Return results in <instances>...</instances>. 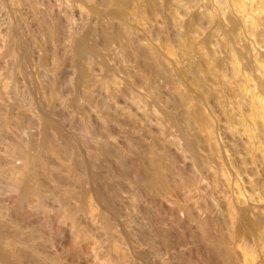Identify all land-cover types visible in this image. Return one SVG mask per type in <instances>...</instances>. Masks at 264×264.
<instances>
[{"label":"bare ground","instance_id":"obj_1","mask_svg":"<svg viewBox=\"0 0 264 264\" xmlns=\"http://www.w3.org/2000/svg\"><path fill=\"white\" fill-rule=\"evenodd\" d=\"M57 1H59V0H57ZM185 1L186 2L183 3L184 0H85V3H87L89 6L90 14L92 16H94V18L97 19L100 23V32L99 33H100V38H101L102 45H103L102 47H104L105 50L110 51V52L111 51L112 52L113 51L118 52V51L124 50L123 53L127 52L128 56L132 58L131 59L132 63L137 61L138 63H136V62L135 63L140 64V65L136 66L137 71H136V69L135 70L133 69L134 70L133 74L135 75V72L137 74V72L140 71V70H138V67L139 66L141 67L142 72L141 71H140L141 73L138 72L140 77H137L139 82H140L139 84L138 83L136 84V82H138V80H136V81L134 80V79H136V77L134 79L130 78V77H133L132 73L127 71L129 73V75H131V76H128L129 78L127 77V79H128L127 88L129 87V90L126 88V90H128V92H129V93L127 92V94H129L127 98H129L128 100H129L130 106L132 107V105H131L132 103H133V105L135 104L138 107L137 108L136 106H134V107H136L135 110L137 111V109H138V111H140L142 113V116H146V117H142L143 119L147 118V115L148 114L150 115V113H152V112H151V109H149L147 107L148 103L146 102L147 99H145L147 97V94L145 93V96H146L145 97L143 94H141V90L145 88L144 91L147 89V92L149 93V90L151 89L152 94H148V96L152 95V97L151 98L149 97V98L152 100L154 99V101H153L154 103L155 102L159 103L158 106L161 105V107L167 111V112H165V113H167L166 114L167 117L166 116L165 117L167 118V120H169L168 122L173 124L174 127H176L177 130L180 132V137L179 136L177 137V135H175L173 133V134H171V135H173L172 138L167 140L166 139L167 133L165 132V131H167V129L164 128L165 126H164L163 121H162L164 118L162 120L160 118L157 119V117L154 118V116H152L153 115L152 114L150 116H152V118H154V120L156 119L155 122L157 124V128H159V130H160L159 135L163 134V141H159V142L160 143L163 142L165 145V143L167 141L168 145H171V146L173 145L175 147L174 149L179 150L180 156L183 155L182 152H184V151H185V153L187 151L188 153L192 154L190 156H192V157L194 156L193 160H195L196 162L192 161L193 163L191 164V166L193 167V164L196 163V165L199 167V169L202 170V172L204 173L205 176H203V174H201V175L203 177H206L205 180H209V181H207L209 184L207 183L208 185H206L202 176L200 177V175L197 174V176L199 175V177H197V176H195L196 173H194V175H193V171H195V168H196L195 166H194L195 168L193 169V171L191 170L192 176L189 174V176H188L189 178L184 176L185 174H186V176L188 175L187 171L185 169H184L186 171L185 174L183 173L182 170H181L182 171L181 173L177 172V171H179L180 167L179 168L177 167V165L175 164L176 161H175L174 165H175V167L178 168V170H177V168H175V169L172 168L173 166H171L170 162H167L168 164L166 163V161H165L167 159L166 154L169 155V152H166L168 148L166 149L162 143L163 147H159L161 149H159L160 151L158 150V152H156V151H154V149L148 147L149 149H151L153 151L149 150L151 155L149 157L150 159L148 160V163L150 162L149 163L150 165L145 167L146 169H141V170H143L142 175L140 174L141 177L143 176V178H140V179H142L141 180L142 186L146 187L147 190H149V189L155 190V191H153V193L156 192L158 194L157 191H159V193L161 192V193L165 194L164 195L165 197H166V195L171 196V195L178 193V192H181V193L184 192V193H186L185 195L189 198H192L189 196V195H191L190 193H192L194 191H200L199 188H201V186L204 185V183H205L204 186L207 188H208V186H210V187L212 186L210 188L211 191L208 189L210 191L208 193L211 194V192H212V193H214L213 194L214 197L216 196L217 199L219 198L218 200L217 199L216 200L218 202L221 201L220 203H222V205L225 206V210H226L225 213H227L228 217H230V220L232 221V225H233V221H235V220L238 221V225H241L243 228H245V230H247L249 232V235L251 232L252 236L254 235L255 238L258 237L257 241H259V239H261V238H262L261 239V241H262L264 239V52H257L256 50L259 48L258 51H261V48L262 47L264 48V46L259 47L260 46L259 44L257 46H253V45L256 44V38L260 37V34L257 35V37H256V33H255L256 30H259L256 32L262 33L261 37L264 36V0H232V4H230L231 0H215V1L213 0L216 7H217V10H216L217 12H212V10H209V7L206 8L208 5L205 7L206 8L205 10L204 9L200 10L198 8V5H199V2L201 3L203 0H185ZM206 1L210 2V0H206ZM206 1L204 4H207ZM17 2L18 3L23 2V3H20L22 5V7L24 4V7L26 6L27 9L30 8L29 10L30 11L32 10L34 12L33 13L34 15H38L37 22L41 26L40 29H42L43 27L49 28V22L51 20L48 21V14L49 13H47V11L50 9L48 7L46 8V6H47L46 3L48 2L47 0H11V1L8 0V3H11V5H13V3H14V6L18 4ZM6 4L7 3L5 2V0H0V8H1V6H2V8H4V7H7L9 5V4L8 5H6ZM202 6L204 8V5H202ZM213 8H215V7H213ZM180 11L184 12V14L181 15ZM213 11H214V9H213ZM8 12H10V10ZM6 15H7V13H6ZM51 16H52V14H51ZM22 19H24V18H22ZM69 21H70V19L67 20V22H69ZM96 23H98V22H96ZM51 24H52V21H51ZM54 24H55V22H54ZM55 25H57V24H55ZM60 25L56 26L57 27L56 29H58L56 32L53 31L54 37L58 36L59 34L61 35L60 32L64 30V29L61 30L63 26L60 27ZM243 28L246 29L245 30L246 35L248 34L247 31L248 32L254 31V33H255V35L253 36L255 38L251 37V39H254L255 41L253 42L250 39L251 42L254 43V44L252 43L253 45L250 44V48L253 46L254 49L252 50V48H251V50L253 52L256 51L255 53H250L252 51H250V48L247 45H246L247 48H245L239 43L240 40L242 39L240 37V34H242V35L245 34ZM3 29H4V27H3ZM44 29L46 30V28H44ZM96 30L98 31L99 29H96ZM2 31L3 30H1L0 33H2ZM47 31H49V30H47ZM219 31H222L221 34L222 33L223 34L221 35ZM238 31L239 32L241 31L242 33H239ZM6 32H8V31H6ZM10 32H9V35H10ZM91 33L92 32H89L86 35L77 37L75 39V43H74V48H78V50L84 55L83 58L75 56L77 61H79V63L81 62L80 64L85 63L87 65L86 69L83 71L82 75L78 79L79 80L78 82L80 83L81 86H84V88L87 87V85H89L88 84L90 81L89 80V78H90L89 72L91 71V70L89 71V69H91L92 68L91 66H93V63H94L93 59L95 60L96 59L95 57H97L100 54V51H99L100 47L98 45L89 43ZM3 34H4V32H3ZM11 34H12L13 39L19 38L21 36V33L18 30H12ZM251 34H253V33H251ZM248 35H247V37L249 39V37L252 35H250V36H248ZM244 36L245 35H243V38H244ZM12 37H11V40H12ZM68 37L72 38L73 34L68 33ZM262 39H263V41H262V43H263L264 37ZM0 40H1V37H0ZM15 41H17V39ZM242 41L243 40H241V43L243 44L244 41L243 42ZM12 43H13V41H12ZM17 43H19V42H17ZM15 44H16V42H15ZM237 44L239 47H240V45L242 47L240 49L238 47V49H237L236 48ZM245 44H243V45H245ZM247 44H248V42H247ZM14 45L10 48L8 47V50L6 49L5 54L3 53L5 55V57H7V59H6L7 64H8V61L10 59H11L10 62L12 63L13 62L12 59H14L17 55V50H16L17 48L14 49ZM255 47L257 48L256 50H255ZM243 48H244V50L246 49V51L249 49V51L248 52L243 51ZM263 48H262V50H264ZM14 50H16V51H14ZM15 53H16V55H15ZM54 53H56V52H54ZM120 53H122V52H120ZM19 54H21V53H19ZM112 54H114V53H112ZM122 56H123V54H122ZM247 56H248V58L250 57V59H248L249 62L246 59V62H248V63H246L245 61H242V63L245 62L244 64H242L241 59L244 60ZM0 57L2 58L4 56H2V54H0ZM72 57H73V55H72ZM125 57H127V56H125ZM241 57H243V58H241ZM108 58H111V57L109 56ZM14 60H16V61H14L15 63H12V65L16 64V65L20 66L22 69L25 68L27 65L26 61L22 60L20 57H19V59L15 58ZM133 60H135V61H133ZM57 61H58V59H57ZM123 61H125V60H123ZM119 62H121V61H119ZM1 63H2V65H4L3 63H5V62H3V60H2ZM11 63H9V64L11 65ZM130 63L131 62H129V65H130ZM7 64H5V65H7ZM18 66L16 68H19ZM102 67H103V64H102ZM125 67H126V65H125ZM133 67H135V65ZM116 68H117V66H116ZM3 69H4V67H2L1 70H3ZM115 69L113 70L114 72L116 70L118 71V69H116V70ZM121 69H123V68H121ZM121 69L119 68V70H121ZM3 72H4V70H3ZM124 72H126V71H124ZM9 74H10V71H9ZM115 74H117V73H115ZM2 75H1V78H2ZM112 75H113V73H112ZM7 76H6V80L8 79ZM137 76H138V74H137ZM9 77L12 79V77L10 75H9ZM107 77H109V76H107ZM1 78H0V80H2ZM117 79H120V78H117ZM124 79H126V78H124ZM116 80L113 78L112 81L114 82V84H116ZM110 81H111V79H110ZM117 81L119 83V80H117ZM11 83H13L14 86L16 85L13 81ZM11 83H10V85H11ZM124 83H126V81ZM77 85L79 86V84H77ZM18 87H19L18 85H17V87L16 86L14 87L15 93H17V90L19 89ZM136 87L137 88L139 87L140 93H138L139 91L136 89ZM106 88L107 87H105V89ZM148 88H149V90H148ZM134 89H136V91ZM5 90L3 88V91H5ZM18 92L20 93V91H18ZM21 93H22V91H21ZM142 93H144V92L142 91ZM5 94H6V92H5ZM5 94L2 93V94H0V96L3 95V97H5L4 96ZM7 95L8 94H6V96ZM20 96H18V98ZM3 97H0V98L3 99ZM25 97H26V95L24 96V98ZM143 98H144V100H143ZM8 99H10V98H8ZM19 99L21 100V97ZM26 100H28V98ZM54 100H55V97H54ZM3 101H5V100H3ZM3 101L2 100L0 101V264H63L62 261H64V260L63 259L61 260V258H62L61 256H60L61 258L59 257L60 258V261H59V258H58L59 252L58 253L55 251L53 252V250H54L53 249L51 252H53V254L57 253V255H55V256L52 253H51L52 256L50 255V253H48L53 248V243L55 242L54 241L55 239L51 242V240H50L51 238H49V235H50L49 229L52 228L50 225H51V223H53V225H55L54 222H50V221H52L55 218L56 219L58 218L57 220L59 222H57V224H56V226H58V229H60L61 226H63V225L68 226L69 230L67 227H65L66 229H63L64 228L63 227L62 230H64L65 233H66V230H68V232L70 231L69 235L70 234L72 235V237H73L72 241L74 242V245H75V248H73L74 250L73 249H71V250H73V252L79 251L78 250V243L80 242L81 238L82 237H86V238L89 237V239L85 238L89 242L90 236H87L89 231L87 230L88 231L87 232L86 229L84 228V226H82L84 224H82V225L80 224V222H83V221L78 220V217H79L78 213L80 212V210L82 211V208H83V211L87 210L88 208L89 209L91 208L90 210L92 212H90L89 214H91L93 216L95 214L94 213L95 211H93L94 209L92 208L93 203L90 205V203L92 202L91 201L88 204V201L86 199L88 196L85 198L82 197L83 199H81V200L83 202L81 200H78L79 198L77 200H75L76 199V197H75L76 192L73 190L74 191V194H73L72 189L68 188V184H66V182L63 181L64 178L62 176H60V175H62V173L64 171L61 170L63 172L59 173V171H58V170H60L59 166L58 167L56 166L58 168L57 169L56 167H54L55 165L53 166L50 164V163H52V161L50 160L51 161L50 162L49 158H50V156L54 155L52 153H57L56 151H58V153H59V150H57L56 148L54 149V147H55L54 142L55 141L52 143L53 138L49 137L50 136L49 132H51V131L48 132L49 128H51L50 127V124H51L50 118L46 115L45 116L43 115L42 121H44L45 126H43L44 129L42 130L43 139L41 138V140L38 142L39 144L37 143V140H36V142H32L34 140L29 141L30 139L27 137L22 138L21 133H20V136L22 139H20L19 138L20 136L19 137L16 136L17 131L13 132V130H12L13 126H11V123H12L10 120L11 117L9 116L10 113L8 112V109H7V108H9V106L5 107V105L3 104L5 102H3ZM131 101H132V103H131ZM144 102L147 104H144ZM104 105H106V103ZM109 105H106V106H109ZM21 106H23V105H21ZM114 109H115V107H114ZM116 113H118V112H116ZM133 113H134L133 111L132 112L130 111L129 118L132 115L135 118V116H134L135 113L134 114ZM158 113H160V112H158ZM130 114H131V116H130ZM125 116H127V115H125ZM133 117H131V118L133 119ZM12 118H13V116H12ZM20 118H22V117H20ZM131 118L129 119V121L131 120L130 123H132V122L134 123L135 121L132 120ZM152 118H149V119H152ZM18 122H19V120H18ZM29 122H30V120H29ZM126 122H128V121H126ZM30 123L32 124L33 122L31 121ZM42 124H43V122H42ZM16 125H17V123H16ZM118 125H119V123H118ZM51 126L53 127V125H51ZM139 127H140V125H139ZM21 131H24V130L20 129V132ZM58 131H59V129H58ZM60 131H61V129H60ZM26 132L28 135L29 132L28 131H26ZM86 133H87V131H86ZM52 134L53 133H51V135ZM153 134H154V132H153ZM219 134H222L223 136H221V137L222 138L224 137V138L223 139L220 138ZM64 135H65V133H64ZM86 135H88V134H86ZM174 135L176 136V138ZM13 136H14V138H13ZM24 136H25V133H24L23 137ZM218 136L220 139H218ZM15 137H18L19 140L15 139ZM126 137H128V136H126ZM84 138H86V137H84ZM84 138H83V140L87 141V138L86 139H84ZM164 138L166 139V141H164ZM177 138H180V139H177ZM88 139H90V138L88 137ZM129 139H130V137H129ZM221 139L223 141L226 140V148L227 149L224 147H223V149H226L227 153L229 152L228 154H226L227 157L224 156V150L222 149V146H220V145H223L222 141L219 144ZM87 142L92 143L91 141H87ZM131 142H129V144H128L129 147L127 146L129 148L128 150H133V147H135V146L132 147L133 144ZM140 144H139V146H140ZM142 145H143V142H142ZM152 146L153 145H151V147ZM171 146H169V147H171ZM224 146H225V143H224ZM87 148H88V146H87ZM135 148H134V151H136ZM164 148L166 149V151ZM140 150H142V149L140 148ZM50 154H52V155H50ZM186 155L184 154V156H186ZM56 156H57V154H56ZM147 156H149V155H147ZM182 158H184V157H182ZM17 159L19 160V162H16V161H18ZM94 159L96 161V158H94ZM138 159H139V157H138ZM186 159H188V157ZM142 163H144V162H141V164ZM64 164H65V162H64ZM169 164H170V166H169ZM228 165H233L236 168L237 172L240 173V175L243 176V178L245 179L246 185L249 187L250 192H251L247 197L245 196V195H247V193L246 194L243 193L244 196H242L243 194L238 196V193H237V195L235 194L237 197H234L233 195H231L233 197H230L229 195L231 193H229V195H228V191L230 190L229 189L230 180H231V184L233 181L231 179L230 175H229L230 180L228 179L229 177L226 176L227 173L225 172L226 171L225 166H228ZM135 167H137V166H135ZM192 167H191V169H192ZM235 168H234V170H235ZM61 169H64V168H61ZM68 170H70V169H68ZM175 170H177V171H175ZM196 170H197V168H196ZM75 171H76V169H75ZM199 172L201 173V171L198 170V173ZM230 172H229V174H230ZM68 175L70 176V174H68ZM128 175H129V173H128ZM132 176H133V174H132ZM193 176H195V177H193ZM60 177H62V178H60ZM70 177H71V179L70 178L69 179L72 181L74 179L76 181L77 179L80 178V176L77 172H74L73 175H71ZM138 177H139V175H138ZM125 178H127V177H125ZM81 184H83V183H81ZM236 184H237V181H236ZM237 185H235V188L239 189V186H237ZM131 186H132V184H131ZM232 186H234V185H232ZM232 186H230V187H232ZM240 188L241 189H239V192L242 190V186ZM233 189L230 190V191H232V193H233ZM152 190H149V191H152ZM201 192H202V190H201ZM86 193H88V192H86ZM160 194H158L157 196H159ZM77 195H78V193H77ZM88 195H89V193H88ZM209 195L207 196L208 198H209ZM82 196H86V195L85 194L83 195V193H82ZM178 196H179V194H178ZM171 198H172V196H171ZM174 198H177V197H174ZM72 199H73L74 203H75V201H76V203L78 201L82 202L83 204L79 203V205L82 204V208L79 206L77 207L78 203L75 204L76 207H74L75 205L73 203L74 206L72 207L70 205V202ZM185 199H187V198H185ZM90 200H91V198H90ZM153 200H155V199H153ZM165 200H167V197L165 198ZM48 201H49L50 205H51L50 202L52 201V203H53L52 204L53 206L51 205L52 207L48 206ZM188 201H189V199H188ZM168 202H170V201L168 200ZM186 202L187 201H185V203ZM177 203L179 204V201ZM184 204L182 202V205H184ZM85 205H89L88 208ZM95 205H93V207ZM173 206H175V205H173ZM181 206L177 207V209L180 208ZM238 206L243 207L242 210L240 209L241 212L238 209ZM183 207H185V206H183ZM202 208H204V207H202ZM187 209H188V207H187ZM218 209H219V207H218ZM180 210H181V208H180ZM182 210H183V208H182ZM238 210H239V212H238ZM83 211L81 213H83ZM208 211H209V209H208ZM86 212L87 211H85V213ZM85 213H83V214H85ZM89 214L87 213V214H85V216L87 218L88 217L90 218L91 215L88 216ZM80 215H82V214H80ZM82 217H84V216L82 215ZM82 217L79 219H82ZM87 218L85 219V221L87 220ZM93 219L94 218L92 217V220ZM217 219H218V217H217ZM226 219L227 218H225L224 220H226ZM219 220H221V219H219ZM227 220H228L227 221V223H228L229 219H227ZM53 221H55V220H53ZM58 223L63 224V225L60 226ZM90 223H91V221H90ZM212 225H213V223H212ZM228 225H229V223H228ZM230 225H231V223H230ZM49 226H50V228H49ZM232 227H234V226H232ZM58 229H56V230L54 229L55 231L52 229V231L53 232L59 231ZM238 229H239V227H238ZM243 231H244V229H243ZM237 232L235 234H237ZM242 233L243 232L241 231V234ZM51 234H53V233H51ZM57 234L58 233H54V235H56V236H57ZM63 234L61 233V236ZM66 234L65 235L68 236V233H66ZM241 234L239 233V235H241ZM244 234H245V232H244ZM249 235H248V237H250ZM53 238H54V236H53ZM241 238H242V236H241ZM68 239H70V236ZM86 240H85V242H84V239L82 241L84 243H86L87 242ZM50 242L52 244H50ZM73 242H72V244H73ZM88 242H87V244H88ZM259 243H260V241H259ZM263 243H264V240L261 243V245ZM216 244H218V243H216ZM50 245H52V248L49 247ZM79 245L82 246L83 244L79 243ZM218 246H220V245L218 244ZM48 247L51 249H49ZM64 247H66L69 250L68 245L64 246ZM262 247H263V245H262ZM47 249H49V250H47ZM81 249H83V247H81ZM68 250H67V253H68ZM263 250L264 249H262V251ZM64 251H65V249H64ZM83 251L81 250L82 254L84 253ZM258 251H260V250L258 249ZM258 251H257V253H258ZM73 252L71 251V253H73ZM187 252H188V250H187ZM74 253L78 254V253H80V251L74 252ZM81 253L78 255L83 256V255H81ZM249 253H250V251L248 252V254ZM255 253H254V255H255ZM65 254H63V255H65ZM77 254H76V256L79 257ZM261 254H262V252H261ZM72 255H74V254H72ZM224 255H226V254H224ZM56 256L58 259L56 258ZM70 256H71V254H70ZM76 256L74 255L73 259H75ZM88 258H90V257H88ZM231 258H233V256ZM234 258H236V257L234 256ZM259 258L260 257H258V259ZM80 259H81V257H80ZM114 259H115V257H114ZM69 260H70V258H69ZM78 260H77V262H78ZM116 260H117V258H116ZM245 260H246V258H245ZM256 260H257V258H256ZM81 261H83V260L82 259L79 260L80 263H81ZM87 261H88V259H87ZM260 261H261V259H260ZM262 261H264V260H262ZM73 262H74V260H73ZM64 264H68V262L64 261ZM69 264H71V263H69ZM72 264H79V263L75 262ZM96 264H98V263H96Z\"/></svg>","mask_w":264,"mask_h":264},{"label":"rangeland","instance_id":"obj_2","mask_svg":"<svg viewBox=\"0 0 264 264\" xmlns=\"http://www.w3.org/2000/svg\"><path fill=\"white\" fill-rule=\"evenodd\" d=\"M47 1L48 2L46 3V5H47L46 8L48 7L50 9V10L47 9L49 11V12L47 11V13H49L48 14V21H50V20L52 21V24H51V21L49 22V28L50 29L48 27H43V26H42L43 28L40 29L41 26L37 22L38 15H34L33 14L34 12L32 10L30 11L29 10L30 8L27 9L26 6L24 7V4H23V7H24L23 8L22 5L20 4L23 2H19V3L17 2L18 4L14 6V3H13V5H11V3H8V0H5V2L7 3L6 5H8V4L9 5L7 7H4V8H2V6H1V8H0V16H1L0 17V32H1V30H3L2 33H0V37H1L0 54H2V56L5 57L4 54L6 53L5 52L6 49L8 50V47L9 48L12 47L16 42V44L14 45V49L17 48L16 49L17 55L15 53V55H16L15 58L19 59V57H20L22 60H25L27 63L26 67L22 69L20 66H18L16 64L12 65V63H15L14 61H16L17 59L16 60H14L15 58L12 59L13 60L12 63L10 62L11 61V59H10L8 61V64L11 63V65L10 64L8 65L7 60H6L7 57H5V58L0 57V61L2 62V60H3V62H5V63H3L4 65H2V63L0 62L1 63L0 64V71H1L0 74L1 75L5 74L4 76L2 75V78L0 75V78L3 80V81L0 80V94H2V93L5 94V92H6V94H8L7 96L5 94L4 95L5 97H3V95L0 96V97H3V99L2 98H0V99L2 101L5 100V101H3V102H5V103H3L5 105V107L9 106V108H7V109H8V112L10 113L9 116L11 117V119H10L12 122L11 126H13L12 130H13V132L17 131V134L16 133L15 134L18 137L20 136V133H21L22 138L27 137L30 139V140L28 139L29 141L34 140L32 142H36V140H37V143H38L41 140V138L43 139L42 130L44 129L43 126H45L44 121H42L43 115L44 116L46 115L50 118V120H51L50 127L51 128H49L48 132L49 131H51V132H49L50 133L49 137L53 138V140L51 139L52 143L55 141L54 142V146H55L54 149L56 148L57 150H59V153H58V151H56L57 153H52L54 155L50 154V155H52L49 158V161L50 160L52 161V163H50V164L53 166L55 165L54 167L59 166V169H60V170H58L59 173L60 172L62 173L64 171L62 173V175H60V176H62L64 178L63 181H65L66 184H68V188H70V189H72V191L74 190L76 192V194H75L76 196L74 195L76 197L75 200H77L78 198H79L78 200H81V199H83L82 197L85 198L88 196L89 198L88 197L86 198L88 201V204L91 201L92 202L90 203V205L92 203H93V205L96 204L94 207L92 205V208L94 209L93 211H95L94 212L95 214L92 216L91 214H89L90 212H92L90 210L91 208L90 209L88 208L89 205H85L88 209L85 207L87 210L83 211V208H82V204H83L82 202L83 201L82 200H81L82 202L78 201L77 202L78 204H77L76 201L74 203V201H73L74 198H73L70 202V205L72 207L75 204H77V207L79 206L82 208L83 213H85V211H87L85 214L88 213L89 214L88 216L91 215L90 218L89 217L87 218L85 216V214L81 213L82 211L80 210V212L78 213L79 217L77 216L78 220L83 221V222L79 221L80 224L81 225L84 224L82 226H84L86 231L87 230L89 231V232L87 231L88 232L87 236H90V240H89L90 243L88 242V240H86V239H89V237H87V238L82 237L84 239V242L86 240L88 242V244H87V242L84 243L82 241L83 240L82 238H81V240L79 239L80 240L79 243L80 244L82 243L83 245L81 246L78 243V250L80 251V253H81V250L82 251L84 250L83 251L84 253L83 254L81 253V255H83V256H79L78 254H80V253H78V254L76 253L79 256V257H77L74 252H79V251L73 252V250H74L73 248H75L74 242L72 241L73 237L71 234L69 235L70 231L68 232L69 228L67 225L64 226L63 224L58 223L60 226L63 225V226H61V228L59 227L60 229H58V226H56L57 222H59L57 220L58 218L53 219L55 221H53V220L50 221V222H54L55 225H53V223H51L50 226L52 228H50V226H49V228H50L49 229V233H50L49 238H51L50 239L51 242L55 239L54 241L56 243L55 242L53 243V248H52V245H50L49 247H51L52 249L48 247L51 250H50V252H48V251L47 252L50 253L51 256H52L54 251L57 253L59 252L58 258L61 256L62 257V258L60 257L61 260L63 259L64 261H67L68 264L69 263L72 264L75 262L79 263V264H96V263H98V264H131V263L132 264H217V263L218 264H225V263L226 264H264V261H262V260H264V250L262 251V249H264V243L262 244L263 247L261 245V243L263 242L264 239L262 241H261L262 238L259 239V241H260V243H259V241H257L258 237L255 238L254 235L252 236L251 232L249 235V232L247 230H245V228H243L241 225H238V221H236V220L233 221V225H232V221L230 220V217H228V214L225 213V211H226L225 206L222 205V203H220L221 201H219V202L217 201L219 198L217 199L216 196H215L216 197L215 198L213 196L214 193H212V192H211V194L208 193L211 191L210 188L212 186L211 187L208 186V188L204 186L205 183H206V185L209 184L207 182L209 180H205L206 177H203V176H205L204 173L202 172L201 169H199V167L196 165V163H194L195 165L193 164V167L191 166V164L193 163L192 161H195V160H193L194 156L192 157V156H190L192 154L188 153L187 151L185 153V151H184V152H182L183 155H181L184 158H182L179 155V150L174 149L175 147L173 145L172 146L168 145V142L166 141V139L168 140V139L172 138L173 135H171V134H173V133L175 135H177V137L178 136L180 137V132L177 130L176 127H174L173 124L168 122L169 120H167V118H166L167 113H165L167 111L164 110L161 107V105L158 106L159 103H157V102L154 103L153 102L154 99L153 100L150 99L152 97V95L148 96V94H152L151 89L149 90V88H148V90H149V93H148L147 89L144 91L145 88L144 89L141 88L142 89L141 94H143L144 96H145V93L147 94V97L145 96L146 98L145 97L144 98L147 99L146 102L148 104L145 102H144V104H147L148 106L147 105L146 106L149 109H151L152 113L149 112L150 115L153 114L152 116H154V118L157 117V119L160 118L161 120L164 118L162 121H163V124L165 126L164 128L167 129V131H165L167 133V138L166 139L164 138V141H166L165 145L163 142H161V143L159 142V141H163V134L159 135L160 130H159V128H157V124L155 122L156 119L154 120V118H152V116H150L148 114L147 118H145L146 119L145 120L142 117H146V116H142V113L140 111H138V109H137V111L135 110V108L137 106L135 104L133 105L132 101H131L132 107L130 106L129 100H128L129 98H127L129 95V94H127L128 90H129V87L127 88V85H128L127 77L131 76V75H129L128 72L132 73L133 77H130V78L134 79L136 77V79H134V80L135 81L138 80L137 77H140L138 72L141 71V67L140 66L138 67V70H140L137 72L138 76H137L136 72H135V75L133 73H134V70L136 69V66H138L140 64H136L138 62L135 60H133V61H135L136 63L135 62L132 63V60H131L132 58L128 56L127 52L123 53L124 50L118 51L119 53L114 52V51L110 52V51L105 50L104 47H102L103 45H102V41H101L100 33H99L100 32V23L97 19L94 18V16H92L90 14L89 6L87 3H85V0H59V1L47 0ZM205 1L206 0H203L202 1L203 3L199 2L198 8L200 10H203V9L205 10L206 8L209 7V10H212V12H217L216 11L217 7L214 3L215 0L214 1L210 0V2L206 1L207 4H204ZM185 2L186 1L184 0L183 3H185ZM230 4H232V0H231ZM202 5H204V8ZM213 7H215V8H213ZM213 9H214V11H213ZM9 10H10V12H8ZM6 13H7V15H6ZM51 14H52V16H51ZM180 14L183 15L184 12L180 11ZM22 18H24V19H22ZM68 19H70L69 22H67ZM54 22L58 26L61 24L60 27L63 26L61 30L64 29L63 31L60 32L61 35L59 34L58 36H55V37L53 36L54 35L53 31L56 32L58 29H56L57 25H55ZM96 22H98V23H96ZM3 27H4V29H3ZM44 28H46V30ZM96 29H99V30L97 31ZM12 30L20 31L21 36L19 38L22 41L19 38H16L17 41H15L16 40L15 38L13 39L12 34H11ZM47 30H49V31H47ZM243 30L245 32L246 29L243 28ZM6 31H8V32H6ZM256 31H259V30H256ZM256 31H255L256 37L259 34L261 37L262 33L256 32ZM3 32H4V34H3ZM9 32H10V35H9ZM89 32H92L90 35L89 43L98 45L100 47V50H99L100 54L97 57H95L96 58L95 60L93 59L95 64L92 62L93 66H91L92 68L90 67L91 69H89V71L91 70L89 72L90 73V78H89L90 81L88 83L89 85H87V87L84 88V86L80 85V83L78 82L79 81L78 79L82 75L83 71L86 69L87 65L85 63H82L83 64L82 65V64H80L81 62L79 63V61H77L76 57L83 58L84 55L78 50V48H74V43H75V39L77 37L86 35ZM219 32L221 34L222 31H219ZM249 32L247 31V33L249 34V35L248 34L247 35L248 36L252 35L249 37V39L246 35V32H245V34H243V35H245L244 38H243V35L240 34V37L242 38L241 40L244 41L243 44H245V43L246 44L243 45L241 43V40L239 43L245 48H247V46L250 48V44H252L255 41L254 39H251V37H253L255 35L254 31H252L250 33ZM68 33L73 34V37L69 38ZM239 33H242V32L240 31ZM251 33H253V34H251ZM11 37H12V40H11ZM260 37L256 38V44L253 43L254 44V45L252 44L253 46H257L258 44L260 45L259 47L264 46V44H263L264 42L262 43V41H263L262 38L264 36H262L261 38ZM253 38H255V37H253ZM250 39L253 42H251ZM12 41H13V43H12ZM17 42H19V43H17ZM247 42H248V44H247ZM241 45L239 47L237 44L236 48L238 49V47H239V49H240L242 47ZM253 46L251 47L252 50L254 49ZM251 48H250V51H252ZM262 48H261V51H258L259 48L257 49L255 47V50L257 49L256 50L257 52H264V50H262ZM16 50H14V51H16ZM243 51H246V49L244 50V48H243ZM248 51H249V49L246 52H248ZM54 52H56V53H54ZM120 52H122V53H120ZM255 52L252 51L250 53H255ZM19 53H21V54H19ZM112 53H114V54H112ZM71 54L73 55V57ZM122 54H123V56H122ZM108 55L111 58H108L109 57ZM125 56H127V57H125ZM241 58H243V57H241ZM57 59H58V61H57ZM246 59L248 61V59H250V57L248 58V56H247L244 60L241 59V63H242V61L246 62ZM123 60H125V61H123ZM119 61H121V62H119ZM129 62H131L130 65H129ZM245 62H243L242 64H244ZM248 62H246V63H248ZM120 63L121 64L123 63L124 65L123 64L121 65ZM5 64H7V65H5ZM102 64H103V67H102ZM133 64L135 65V67H133L134 66ZM125 65H126V67H125ZM1 66L4 67V69H3L4 72H3V70H1L2 69ZM17 66L20 69L16 68ZM116 66H117V68H116ZM115 68L118 69V71ZM119 68L120 69L123 68L124 70L123 69L119 70ZM114 69L116 70L115 72L113 71ZM9 71H10V74H9ZM124 71H126V72H124ZM136 71H137V69H136ZM112 73H113V75H112ZM115 73H117V74H115ZM9 75L12 77V79L9 77ZM6 76L8 78L7 79L8 81L6 80ZM107 76H109V77H107ZM116 77L120 78V79H117ZM123 77L126 78L127 80L124 79ZM113 78L115 80L116 79L119 80V83L116 80V84H114V82L112 81ZM110 79H111V81H110ZM12 81L16 84L15 85L16 87H17V85L19 86L18 87L19 89L17 88L18 89L17 93H15V90H14L15 86L13 85V83H11ZM125 81H126V83H124ZM10 83H11V85H10ZM137 83L138 84L140 83L139 80H138V82H136V84ZM77 84H79V86ZM105 87H107V88L105 89ZM3 88H4V90L5 89L6 90L3 91ZM126 88L128 90H126ZM136 89L139 91L138 93H140L139 87L138 88L136 87ZM136 89H134V90L136 91ZM18 91H20V93ZM21 91H22V93H21ZM142 91L144 93H142ZM25 95H26V97L24 98ZM52 95L55 97V100H54V97ZM18 96L21 97L22 101L19 99L20 97L18 98ZM8 98H10V99H8ZM27 98H28V100H26ZM144 98H143V100H144ZM103 103L104 104L106 103V105L110 104L111 106L110 105H109L110 107L106 106ZM21 105H23V106H21ZM134 106H136V107H134ZM114 107H115V109H114ZM128 109L131 112L133 111L135 113V114L133 113L135 118L133 117V115L131 116L132 113L130 114V116L133 117V119L131 117L130 118L135 121L134 123L133 122L130 123L131 120L129 121L130 111ZM115 111L118 113H116ZM158 112H160V113H158ZM125 115H127V116H125ZM12 116H13V118H12ZM20 117H22V118H20ZM149 118H152V119H149ZM18 120H19V122H18ZM29 120H30V122L32 121L33 123L31 124L29 122ZM126 121H128V122H126ZM42 122H43V124H42ZM16 123H17V125H16ZM118 123H119V125H118ZM51 125H53L54 128ZM139 125H140V127H139ZM20 129L24 130L25 132L24 131L20 132ZM58 129H59V131H58ZM60 129H61V131H60ZM26 131L29 132L28 135H27ZM86 131H87V133H86ZM153 132H154V134H153ZM24 133H25V136L23 137ZM51 133H53V134L51 135ZM64 133H65V135H64ZM86 134H88L89 136ZM21 136L19 137L20 139H22ZM126 136H128V137H126ZM219 136H220V138H222L221 136H223V135L219 134ZM219 136H218V139H220ZM18 137H15V139H18ZM82 137L83 138L86 137L87 141H91L92 143L87 142L86 140H85L86 141L85 142ZM88 137L90 139H88ZM129 137H130V139H129ZM13 138H14V136H13ZM86 138H84V139H86ZM175 138H176V136H175ZM177 139H180V138H177ZM222 139L220 140L219 144L222 141L223 145H220V146H222V149H223V147L226 148V140L224 139L225 141H223ZM129 142H131L133 144L132 147L135 146L136 148L133 147V150H128L129 149L128 148ZM142 142H143V145H142ZM162 143L166 149L168 148L167 151L164 148L165 151L169 152V155L166 154L167 155V159L165 160L166 163L170 162L171 166H173L172 168H174V169L177 167L178 168L182 167L181 169L179 168V171H177L178 168L175 171H177L179 173H181L183 171L184 174L187 171V174H188L187 176H186V174L185 175L183 173L182 174L185 177H188L189 174L191 175V172L196 167L197 170L195 168L196 172L193 171V175H194V173H196L195 176H197V174H199L201 177L202 176L201 174H203L202 177H203L205 183H204V185L201 186V188H199L200 191H194V192L190 193L192 196L191 195H189V196L192 198L187 197L185 195L186 193H184V192H182V193L178 192V193L171 195L172 198L170 195H168L169 197L166 195L167 200H165V198H166L164 196L165 194H163L161 192H160L161 193L160 194L159 191H157L158 194H160L159 196H157L158 194L156 192L153 193V191H155V190L149 189V190H152V191H149V190H147L146 187L142 186V181H141L142 179H140V178H143V176L141 177L143 170H141V169H146L145 167L150 165L149 164L150 162L148 163V160L150 159L149 157L151 155L150 151H153L149 148H152V149H154V151L158 152V150L161 149L159 147H163ZM224 143H225V146H224ZM139 144L141 147L139 146ZM151 145H153V146L151 147ZM87 146H88V148H87ZM169 146H171V147H169ZM134 148L136 151H134ZM140 148L142 150H140ZM226 149H223V150H224V156L227 157L226 154H228L229 152L227 153ZM56 154H57V156H56ZM184 154L185 155L187 154V155L184 156ZM147 155H149V156H147ZM138 157L140 160L138 159ZM187 157H188V159H186ZM94 158H96V161ZM175 161H176V163H175ZM16 162H19V160ZM64 162H65V164H64ZM141 162H144V163L141 164ZM174 163L177 165V167H175ZM170 164H169V166H170ZM135 166H137V167H135ZM191 167H192V169H191ZM233 167H234L233 165L225 166V168H226L225 172L228 174V175L226 174V176L229 177V175H230L231 179L233 180L232 184H231L230 177L228 178L230 180V186L234 185L232 187L229 186V189L230 190H232L233 188L235 189V190L233 189V193H232V191L227 190L228 195H229V193H231L229 195L230 197H233V196L237 197L236 196L237 193H238V196L242 195L243 193L244 194L247 193V195H245L247 197L251 193L250 189L246 185V182H245V179L243 178V176H241L240 173H238L236 168L234 167L236 170L235 171ZM61 168H64V169H61ZM68 169H70V170H68ZM75 169H76V171H75ZM61 170H63V171H61ZM198 170L201 171V173L200 172L198 173ZM74 172H77L80 176V178L77 179L76 181H75V179L73 181L70 180L71 179L70 176L73 175ZM229 172H230V174H229ZM128 173H129V175H128ZM68 174H70V176ZM132 174H133V176H132ZM138 175H139V177H138ZM199 175L197 177H199ZM195 176H193V177H195ZM62 177H60V178H62ZM125 177H127V178H125ZM235 180L237 181V184L239 183L238 185L236 184ZM81 183H83V184H81ZM131 184H132V186H131ZM235 185L239 186V189H241L240 187L242 186V190L240 191L241 193L239 192L238 188L237 189L235 188ZM201 190H202V192H201ZM74 191H73V194H74ZM85 191L88 192L90 196ZM77 193L79 196L77 195ZM82 193H83V195L85 194L86 196H82ZM178 194H179V196H178ZM244 194L242 196H244ZM208 195H209V198L207 197ZM231 195H233V196H231ZM174 197H177V198H174ZM90 198H91V200H90ZM185 198H187V199H185ZM153 199H155V200H153ZM188 199L190 202L188 201ZM212 199L213 200L215 199V200L213 201ZM168 200L170 202H168ZM178 201H179V204L177 203ZM185 201H187V202L185 203ZM182 202H183V204L184 203L185 204L182 205ZM50 203H51V205L53 204L52 201ZM73 203H74V205H73ZM79 203H82V204L79 205ZM51 205L49 204V201H48V206L52 207L53 205L52 206ZM173 205H175V206H173ZM178 205L179 206L182 205L180 207L181 210H180V208L177 209V207H179ZM183 206H185L186 208ZM74 207H76V205ZM187 207H188V209H187ZM202 207H204V208H202ZM218 207H219V209H218ZM240 207L238 206V209L242 210L243 207H241V208ZM182 208H183V210H182ZM208 209H209V211H208ZM239 210H238V212H239ZM241 210H240V212H241ZM80 214H82L84 217H82V215H80ZM80 216L82 217V219H79V218H81ZM92 217L94 218L93 220H92ZM217 217H218V219H217ZM86 218H87V220L85 221ZM225 218L229 219V222H228L229 225L227 223L228 220L227 219L224 220ZM219 219H221V220H219ZM90 221H91V223H90ZM212 223H213V225H212ZM230 223L234 227H232L230 225ZM237 226L239 227L240 230L238 229ZM65 227L68 228V230H66V233H68V236H66L67 234L64 232V230H62V228L66 229ZM52 229L53 230L58 229L59 231L53 232ZM243 229H244V231H243ZM236 230L238 232L240 231L239 232L240 234H241V231L243 233L241 235H239V233ZM236 232L238 235L235 234ZM244 232H245V234H244ZM51 233H53V234H51ZM54 233H58L57 236L54 235ZM61 233L62 234L64 233V234L61 236ZM248 235L250 237H248ZM53 236H54V238H53ZM69 236H70L71 240L68 239ZM241 236H242V238H241ZM51 242H50V244H52ZM72 242H73V244H72ZM216 243H218L220 246H218V244H216ZM66 244L68 245L69 250L66 247H64V246H67ZM81 247H83V249H81ZM49 249H47V250H49ZM64 249H65V251H64ZM71 249H73V250H71ZM258 249L262 252V254L260 251H258ZM52 250H53V252H51ZM67 250H68L69 254L67 253ZM187 250H188V252H187ZM71 251L73 253H71ZM249 251H250V253L248 254ZM257 251H258V253H257ZM253 252L254 253L256 252L255 255ZM57 253L56 254L54 253L53 255L55 256V255H57ZM63 254H65V255H63ZM70 254L72 257L70 256ZM72 254H74L76 256L75 259H73L74 255H72ZM224 254H226V255H224ZM232 256H233V258H231ZM234 256L236 258H234ZM257 256L260 258L258 259ZM80 257L83 260V261H81V263L79 262V260H81ZM88 257H90V258H88ZM114 257H115V259H114ZM56 258H57V256H56ZM60 258H59V261H60ZM69 258H70V260H69ZM86 258L88 259V261ZM116 258H117V260H116ZM245 258H246V260H245ZM256 258H257V260H256ZM260 259H261V261H260ZM73 260H74V262H73ZM77 260H78V262H77ZM64 261H62L63 264H64Z\"/></svg>","mask_w":264,"mask_h":264}]
</instances>
